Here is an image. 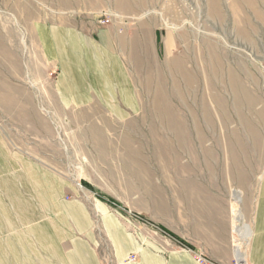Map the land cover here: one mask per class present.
I'll return each instance as SVG.
<instances>
[{
	"label": "rangeland",
	"instance_id": "1",
	"mask_svg": "<svg viewBox=\"0 0 264 264\" xmlns=\"http://www.w3.org/2000/svg\"><path fill=\"white\" fill-rule=\"evenodd\" d=\"M40 21L113 35L138 111L62 107ZM0 157L59 178L97 222L98 194L146 239L195 236L235 264L232 211L252 226L264 169V0H0Z\"/></svg>",
	"mask_w": 264,
	"mask_h": 264
},
{
	"label": "crops",
	"instance_id": "2",
	"mask_svg": "<svg viewBox=\"0 0 264 264\" xmlns=\"http://www.w3.org/2000/svg\"><path fill=\"white\" fill-rule=\"evenodd\" d=\"M34 33L44 60L55 65L53 88L62 107L96 105L115 119H128L138 111L132 79L116 52L121 51L117 39L108 31L90 34L40 21ZM51 178L35 173L31 164L17 165L14 159L0 157V264H231L218 246L195 236L186 240L190 247L146 239L98 194L97 222L84 200L66 199L60 179ZM210 223L216 228L222 225L223 232V216ZM251 227L246 264H264V169ZM132 254L136 259L128 261ZM198 254L208 262H199Z\"/></svg>",
	"mask_w": 264,
	"mask_h": 264
},
{
	"label": "bare ground",
	"instance_id": "3",
	"mask_svg": "<svg viewBox=\"0 0 264 264\" xmlns=\"http://www.w3.org/2000/svg\"><path fill=\"white\" fill-rule=\"evenodd\" d=\"M236 201L240 200L239 194L236 193ZM240 211H232L231 217V236L233 241V257L235 264H246L245 250L243 244H247L252 235V227L250 224L242 221Z\"/></svg>",
	"mask_w": 264,
	"mask_h": 264
},
{
	"label": "built area",
	"instance_id": "4",
	"mask_svg": "<svg viewBox=\"0 0 264 264\" xmlns=\"http://www.w3.org/2000/svg\"><path fill=\"white\" fill-rule=\"evenodd\" d=\"M184 249H186V250H189V251H191L188 247H186V246H184ZM197 260L199 261V262H202V263H207L208 261L205 259V257L203 256V255H201V254H198L197 256ZM136 259V255L135 254H132V255H130L129 257H128V261H133V260H135ZM207 261V262H206Z\"/></svg>",
	"mask_w": 264,
	"mask_h": 264
}]
</instances>
